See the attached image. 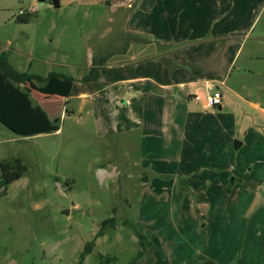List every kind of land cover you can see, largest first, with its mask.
I'll list each match as a JSON object with an SVG mask.
<instances>
[{"label":"rangeland","instance_id":"obj_1","mask_svg":"<svg viewBox=\"0 0 264 264\" xmlns=\"http://www.w3.org/2000/svg\"><path fill=\"white\" fill-rule=\"evenodd\" d=\"M53 1L0 0V53L70 80H0V264H264V0Z\"/></svg>","mask_w":264,"mask_h":264},{"label":"trees","instance_id":"obj_2","mask_svg":"<svg viewBox=\"0 0 264 264\" xmlns=\"http://www.w3.org/2000/svg\"><path fill=\"white\" fill-rule=\"evenodd\" d=\"M18 21L21 23H27L28 22V18L25 15H21L18 17ZM145 42V41H141ZM105 61H107V57H101L99 59H93L92 61V67H91V71L89 76L85 79L86 81H90L91 79H97L98 76V71L97 69L100 67V65L102 63H104ZM0 70L7 76L9 77L11 80L16 81V82H22L25 83L29 80H35L37 82L40 83H46V82H50L53 79H61L63 81L69 82L70 80L63 76V75H59L56 73H51L47 78H43L41 76H36V75H31L29 73L26 72H20L18 70H16L9 62V56L7 53H0ZM1 169H2V173L6 178V182L7 183H11L17 179L20 178V176L22 175V173L27 171L26 166H24L22 164L21 160H16V164L12 165V163L9 162H3L1 163ZM10 171L14 172V175L11 178H8V173ZM111 223L113 225V227L116 224V220L115 218H112L110 220L105 221L102 224V230H104L105 226ZM102 231L99 232L97 234V236L101 235ZM95 240L89 242L86 247H85V251L82 255V258L84 259V257L88 254H90L93 251V247L95 245Z\"/></svg>","mask_w":264,"mask_h":264},{"label":"crops","instance_id":"obj_3","mask_svg":"<svg viewBox=\"0 0 264 264\" xmlns=\"http://www.w3.org/2000/svg\"><path fill=\"white\" fill-rule=\"evenodd\" d=\"M141 1L142 0H140L139 1V3H141ZM138 6H139V4H138ZM138 6H137V8L134 10V11H136L137 9H138ZM134 32H138V31H136V29H132ZM236 38L234 37V39L233 40H235ZM157 45L159 44V43H156ZM241 44H242V42H241ZM159 47V46H158ZM160 48V47H159ZM160 49H163V48H160ZM169 50V49H168ZM166 48L165 49H163V51H164V53H167V51H168ZM238 54V50H237V52H236V55ZM235 55V56H236ZM44 78V77H43ZM0 80H1V82H3V83H5L7 86H8V89H10L11 91H13L14 92V94L15 95H17V102H16V104H20V105H22L23 104V102L25 101V100H27V101H29V103H31V100H30V98H29V96H27V95H29V93H32V91H33V88L31 87V86H34L33 84H35V80H29V81H27V82H25V83H20V82H16V81H13V80H11L9 77H7L1 70H0ZM55 79H53V80H51V81H54ZM50 81V82H51ZM50 82H46V83H42V84H45L44 85V87H45V89H47V87H48V85L50 84ZM65 83H66V81H65ZM154 83L157 85V86H160V87H162V88H168V87H171V85H161L160 84V82H158V81H154ZM30 84H32L31 86H30ZM178 85H180V86H184L185 84L184 83H178ZM196 82H190V83H188V88L190 89V91H189V101H190V103H192V104H199V105H201V104H203L204 105V101H205V98L207 97V95L208 94H210V93H206L205 92V89H202V88H198V87H196ZM206 90H210L211 88H212V86L209 84V83H207L206 85ZM37 87V86H36ZM195 88V91L193 92V89ZM147 90H148V88L147 89H145V87H141V86H138V87H136V88H134L133 89V97L135 98V99H138L137 97H141V99H143V96H144V93H145V95H146V93H147ZM46 92H50V91H48V90H45ZM34 92V91H33ZM42 92H44V91H42ZM41 94V93H40ZM38 92H36V95L37 96H39L40 95ZM43 95L42 96H44V93H42ZM48 94V93H47ZM199 95L200 96V98H201V100H199V101H197V100H194V96L195 95ZM49 95H47V97H48ZM85 96H87V94H84V93H82V94H80L78 97L79 98H83V97H85ZM222 96H223V94H222ZM8 106V105H7ZM4 108H6V106H3ZM222 107V106H221ZM205 108V107H204ZM216 109V108H215ZM8 113H9V115L10 116H15L16 115V113H14L10 108H9V111H8ZM15 122H17V121H15Z\"/></svg>","mask_w":264,"mask_h":264},{"label":"built area","instance_id":"obj_4","mask_svg":"<svg viewBox=\"0 0 264 264\" xmlns=\"http://www.w3.org/2000/svg\"><path fill=\"white\" fill-rule=\"evenodd\" d=\"M23 14V13H21ZM222 93L220 91H215L212 94H208L204 101V107L205 109L211 110L215 109L218 106H222ZM194 100H201L199 95L194 96Z\"/></svg>","mask_w":264,"mask_h":264},{"label":"water","instance_id":"obj_5","mask_svg":"<svg viewBox=\"0 0 264 264\" xmlns=\"http://www.w3.org/2000/svg\"><path fill=\"white\" fill-rule=\"evenodd\" d=\"M53 4H54V6H55L56 8L59 7V1H58V0H54V1H53ZM216 109H217V110H221L222 107H221V106H218V107H216ZM235 147H236L237 149H239V147H240V143H239L238 141H236V145H235Z\"/></svg>","mask_w":264,"mask_h":264}]
</instances>
